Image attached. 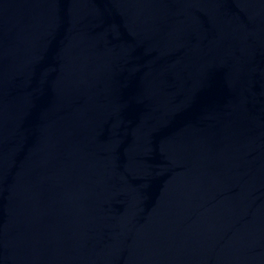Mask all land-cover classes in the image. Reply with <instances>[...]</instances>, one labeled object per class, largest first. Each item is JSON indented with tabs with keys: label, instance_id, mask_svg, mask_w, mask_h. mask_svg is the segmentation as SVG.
I'll use <instances>...</instances> for the list:
<instances>
[{
	"label": "water",
	"instance_id": "1",
	"mask_svg": "<svg viewBox=\"0 0 264 264\" xmlns=\"http://www.w3.org/2000/svg\"><path fill=\"white\" fill-rule=\"evenodd\" d=\"M0 264H264V0H0Z\"/></svg>",
	"mask_w": 264,
	"mask_h": 264
}]
</instances>
